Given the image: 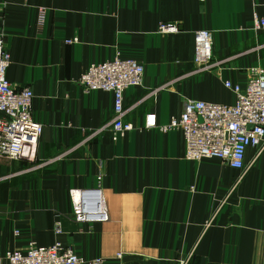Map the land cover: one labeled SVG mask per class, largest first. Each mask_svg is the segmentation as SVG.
Wrapping results in <instances>:
<instances>
[{
	"label": "crops",
	"instance_id": "0c3cea01",
	"mask_svg": "<svg viewBox=\"0 0 264 264\" xmlns=\"http://www.w3.org/2000/svg\"><path fill=\"white\" fill-rule=\"evenodd\" d=\"M255 18L264 19V0L8 4L0 16L7 78L32 90L44 131L21 159L0 158V252L61 242L104 264H264V151L248 150L246 172L219 159L189 161L181 132L161 129L187 99L233 105L224 82L244 86L264 69ZM161 24L179 31L162 34ZM202 29L213 33L211 70L194 62ZM116 56L138 60L145 74L125 91V121L135 129L114 141L113 94L87 93L79 81L91 64ZM149 113L158 126L145 130ZM95 189L109 220L75 222L71 191Z\"/></svg>",
	"mask_w": 264,
	"mask_h": 264
},
{
	"label": "built area",
	"instance_id": "2783aa9c",
	"mask_svg": "<svg viewBox=\"0 0 264 264\" xmlns=\"http://www.w3.org/2000/svg\"><path fill=\"white\" fill-rule=\"evenodd\" d=\"M17 0H4L0 5V16L6 6ZM27 2L28 0H21ZM40 21L44 11H40ZM256 31L264 30V19L255 18ZM179 31L178 25L161 24L159 32L171 34ZM213 33L198 30L195 33L194 62L201 70L214 68ZM11 54L0 36V158L19 160L24 149L34 148L43 134V125L33 117L34 94L30 88H17L7 78ZM145 68L138 60L116 56L114 59L91 64L79 83L87 93L103 91L113 94L114 119L111 134L114 141L135 129L126 122L125 91L143 84ZM253 77L242 86L226 80L224 86L233 92V105L218 104L187 99L183 112L171 118L163 132L178 130L185 142V159L201 161L219 159L229 167L246 172L247 153L256 149V157L264 151V69L253 70ZM157 116L149 113L145 119V130L157 127ZM255 157V158H256ZM73 220L80 224L107 222L108 212L102 190H72ZM56 233L62 234V224H56ZM121 257V255H119ZM96 258L86 262L72 248L56 242L49 247L30 244L26 251L0 252V264H104Z\"/></svg>",
	"mask_w": 264,
	"mask_h": 264
}]
</instances>
